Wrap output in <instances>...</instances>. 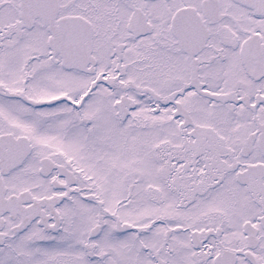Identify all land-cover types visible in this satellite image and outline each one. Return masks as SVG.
<instances>
[{
  "label": "snow or ice",
  "instance_id": "obj_1",
  "mask_svg": "<svg viewBox=\"0 0 264 264\" xmlns=\"http://www.w3.org/2000/svg\"><path fill=\"white\" fill-rule=\"evenodd\" d=\"M0 264H264V0H0Z\"/></svg>",
  "mask_w": 264,
  "mask_h": 264
}]
</instances>
